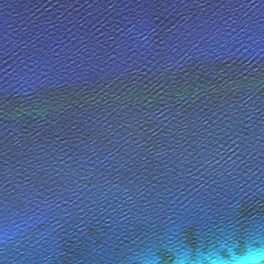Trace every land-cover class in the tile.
Listing matches in <instances>:
<instances>
[{
    "label": "water",
    "instance_id": "water-1",
    "mask_svg": "<svg viewBox=\"0 0 264 264\" xmlns=\"http://www.w3.org/2000/svg\"><path fill=\"white\" fill-rule=\"evenodd\" d=\"M0 264H264V0H0Z\"/></svg>",
    "mask_w": 264,
    "mask_h": 264
}]
</instances>
